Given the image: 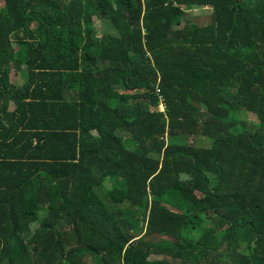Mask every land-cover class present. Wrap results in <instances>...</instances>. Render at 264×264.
Instances as JSON below:
<instances>
[{"label":"trees","instance_id":"obj_1","mask_svg":"<svg viewBox=\"0 0 264 264\" xmlns=\"http://www.w3.org/2000/svg\"><path fill=\"white\" fill-rule=\"evenodd\" d=\"M0 3V264H264V0Z\"/></svg>","mask_w":264,"mask_h":264},{"label":"rangeland","instance_id":"obj_2","mask_svg":"<svg viewBox=\"0 0 264 264\" xmlns=\"http://www.w3.org/2000/svg\"><path fill=\"white\" fill-rule=\"evenodd\" d=\"M246 1L248 2V4H253V3H255L257 0H246ZM2 7H3V4L0 3V9H1ZM210 15H211V13L208 12V13L204 14L203 16L195 17V20L198 21V23L206 22L207 19L210 17ZM96 26H97L98 29L100 28V22H99V21H97ZM25 75H26V74H21V73H19V74H17V79H16V76H15L14 74H13L12 76H13V80L16 81L17 83H23L24 80L26 79ZM251 118H252V120H255L254 117H251ZM190 140H191L190 143H192V144H193V143H196V138H195V137L192 136V137L190 138ZM242 251H245V249H243ZM90 264H92V263H90Z\"/></svg>","mask_w":264,"mask_h":264},{"label":"crops","instance_id":"obj_3","mask_svg":"<svg viewBox=\"0 0 264 264\" xmlns=\"http://www.w3.org/2000/svg\"><path fill=\"white\" fill-rule=\"evenodd\" d=\"M196 142L199 143V144H202V143H203V145H207V144L210 145V144H209L210 141L205 140V138H201V139H200V137H197Z\"/></svg>","mask_w":264,"mask_h":264}]
</instances>
